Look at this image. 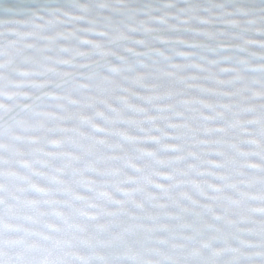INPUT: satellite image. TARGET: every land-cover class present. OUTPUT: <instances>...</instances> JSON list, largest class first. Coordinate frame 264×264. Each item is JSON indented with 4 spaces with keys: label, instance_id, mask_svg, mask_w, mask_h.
<instances>
[{
    "label": "snow or ice",
    "instance_id": "snow-or-ice-1",
    "mask_svg": "<svg viewBox=\"0 0 264 264\" xmlns=\"http://www.w3.org/2000/svg\"><path fill=\"white\" fill-rule=\"evenodd\" d=\"M0 264H264V0H0Z\"/></svg>",
    "mask_w": 264,
    "mask_h": 264
}]
</instances>
